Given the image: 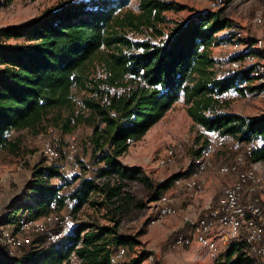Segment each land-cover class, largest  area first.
<instances>
[{"label":"trees","instance_id":"1","mask_svg":"<svg viewBox=\"0 0 264 264\" xmlns=\"http://www.w3.org/2000/svg\"><path fill=\"white\" fill-rule=\"evenodd\" d=\"M231 1L224 0V4ZM131 2L62 0L28 22L0 29V151H19L21 139L11 138L13 131L28 130L38 136L52 129L65 137L80 126L90 128L83 142L90 159L80 160L83 173L73 177L78 186L60 193L59 187L44 179V175H60V167L44 159L34 168L33 195L26 212L20 214L41 217L52 203L63 208L67 197L79 200L73 209L78 213L92 193L102 194L106 201L120 197L129 180H141L154 188L153 199L158 200L183 174L155 183L143 175L141 167L124 165L121 157L182 98L196 127L232 133L241 141L261 136L263 144L249 160L264 161V113L218 112L219 103L213 98L215 92L229 90L247 77L246 73L215 77L217 57L212 46L232 40L237 29L223 16L226 6L192 9L186 19L172 21L167 31L170 22L165 12L186 6L168 0H139L129 8ZM225 30L224 36L216 35ZM212 110L215 114H209ZM89 170L93 175H83ZM112 177L116 184L98 181ZM6 218L0 222H16L18 215ZM118 223L75 224L58 244L49 243L42 233L34 234L31 244L16 256L0 244V264H63L73 254L81 264H112L111 255L118 248H133L144 233L118 232ZM244 249L232 246L214 264L257 262L258 256L245 255ZM145 256L142 252L128 257L125 264H142Z\"/></svg>","mask_w":264,"mask_h":264},{"label":"built area","instance_id":"2","mask_svg":"<svg viewBox=\"0 0 264 264\" xmlns=\"http://www.w3.org/2000/svg\"><path fill=\"white\" fill-rule=\"evenodd\" d=\"M199 1L208 3V8L213 10L224 5L219 0ZM5 7L11 10L12 2L6 3ZM137 38L142 39L141 36ZM220 46L225 52L231 51L232 55L217 58L213 68L215 77L226 79L241 73H246L247 77L235 87L213 94L214 100L219 103L218 112L250 116L247 115V108L257 105L258 112L251 116L261 115L264 106V9L259 8L254 12L251 33L243 34L236 29L233 39L224 41ZM233 103H238L237 109L232 108ZM209 114L215 112L212 110ZM197 128L199 139L186 142L190 150H199L187 163L190 173L175 178L171 186L162 192L156 207L159 216L152 222L176 214L181 196L195 200L207 183L206 173L217 171L231 179L222 185L216 201L212 198L195 217L186 218L189 230L176 238L174 246L190 247L197 243L207 249L210 258L216 259L228 248L238 245L245 248V255H257L258 260H263L264 206L260 193L264 189V181L255 167L258 162L249 160L253 151L263 144V139L252 136L241 141L232 133L207 130L202 125ZM49 133L55 132L51 129ZM44 135L42 133L39 137L42 139L46 164L58 165L61 172L52 178L44 175V179L59 187L60 193L74 190L79 181L73 177L81 172L78 136L75 133L65 136L67 149L62 154L57 148L56 139L44 138ZM185 152V142L173 143L158 159V166L175 164ZM219 152L222 153L220 158ZM78 204L77 198L67 197L63 208L52 203L49 212L41 217L19 214L16 222H0V244L10 256H16L31 244L34 234H44L49 243L62 242L76 224L73 209ZM127 261L128 250L125 247L118 248L111 255L112 264H125Z\"/></svg>","mask_w":264,"mask_h":264},{"label":"rangeland","instance_id":"3","mask_svg":"<svg viewBox=\"0 0 264 264\" xmlns=\"http://www.w3.org/2000/svg\"><path fill=\"white\" fill-rule=\"evenodd\" d=\"M62 0H13L11 10L6 9V1L0 0V29L13 24L28 22L39 16L45 9L56 5ZM139 0H132L129 8H134ZM175 1L186 8L179 11H167L166 17L169 19L166 26L167 31L173 25L172 21L183 20L190 16L192 9L201 7L199 0H168ZM224 4V0H219ZM223 16L229 17L234 22V27L242 31L243 34L251 33L252 17L254 12L264 9V0H232L225 7ZM221 7V8H222ZM228 30L221 31L216 35H225ZM256 34V33H255ZM257 35V34H256ZM217 58H225L232 55L231 51L225 52L218 45L214 48ZM82 93H78V97ZM261 106V105H259ZM188 104L182 98L171 110L161 119L156 127L146 133L141 140L133 142L131 148L126 152L121 160L126 166H138L143 169V175L149 177L155 183L162 182L171 176L185 173L182 169L188 170L187 163L194 156V151L190 150L188 141L197 140L198 128L194 124L187 112ZM238 103H233L232 108L237 109ZM258 106L252 105L247 108V115H255ZM264 112L262 106L260 114ZM90 133V128L80 126L75 134L79 138L80 152L79 160L88 162L90 153L86 151L83 142ZM20 136L21 145L16 153L8 149L0 151V218L11 216L16 218L20 213L26 212V205L30 201L33 191L34 168L42 161L45 156L42 153V139L34 136L28 130L22 132L13 131L10 137ZM44 138L57 139V147L66 150L64 136L59 133H47ZM60 140V141H59ZM185 142L186 152L178 157L173 165L158 166V159L165 152L167 147L176 142ZM63 146V147H62ZM218 153V157L220 158ZM185 163V168L182 166ZM257 170L264 181V162L259 161L256 165ZM181 170V171H180ZM83 173V171H81ZM83 175H93V170L84 172ZM100 183L110 181L116 184L114 177L102 178ZM127 186L123 188L122 195L112 201H106L100 193H92L88 202L76 213L75 220L77 225H91L99 223L101 225H114V221H119L118 232H125L136 235L140 231L144 233L139 236L138 242L133 248L128 249V257L132 258L142 252L146 253L142 264H214L215 259L209 258L198 262L195 253L190 247H175L176 238L185 234L189 230V224L184 220V211L190 202H182L177 206V214L167 216L155 223L158 215L157 206L153 199L154 188L148 187L141 180H129ZM18 210V211H17ZM182 210V211H180ZM16 211V212H15ZM186 211V210H185ZM15 215V216H14ZM4 223H8L2 221ZM150 256L152 258H150ZM81 264L80 259L73 254L69 260L63 264ZM262 261V260H261ZM37 264H49L40 262ZM264 264V262H261Z\"/></svg>","mask_w":264,"mask_h":264},{"label":"crops","instance_id":"4","mask_svg":"<svg viewBox=\"0 0 264 264\" xmlns=\"http://www.w3.org/2000/svg\"><path fill=\"white\" fill-rule=\"evenodd\" d=\"M201 3H202V6L197 7L196 10H207V9H209L208 3H206V2H201ZM215 47L216 46H212V50H213L214 55H215V52H214ZM158 123H156L153 127H151L148 132H150L154 127H156L158 125ZM130 148H131V146L129 147V149ZM182 164H183L182 166L185 168L186 164L185 163H182ZM256 165H255V167H256ZM262 168H264V167H262ZM182 171H185V173L189 172V170L186 171V169H182ZM206 176H207V183L195 200L191 201L190 199L186 198L184 195L180 197L181 203L187 202V205H188V202L192 203V204H190V205H188L182 209L184 211V220H186L187 217H195L198 213H200L205 208L207 203L212 198H215L218 195L222 185H224L226 182H228L231 179L229 176H224V175L218 173L217 171H213V170L208 171L206 173ZM260 194H261L262 202L264 204V189L261 191ZM181 203H180V205H181ZM157 204L158 203L156 200L155 205L157 206ZM182 210H180V211H182ZM190 249H192L194 251L195 258L198 262L210 258L208 255L207 249H205L204 247H202L201 245H199L197 243L190 246ZM261 262H264V259L262 261L257 260V262H255L254 264H261Z\"/></svg>","mask_w":264,"mask_h":264}]
</instances>
